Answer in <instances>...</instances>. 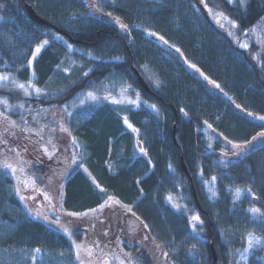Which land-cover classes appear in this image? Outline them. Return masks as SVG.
<instances>
[{
  "label": "trees",
  "instance_id": "obj_1",
  "mask_svg": "<svg viewBox=\"0 0 264 264\" xmlns=\"http://www.w3.org/2000/svg\"><path fill=\"white\" fill-rule=\"evenodd\" d=\"M205 3L233 21L240 36L264 20V0H0V73L42 89L39 96H25L7 83L0 87V96L13 106L40 102L68 113L62 120L67 131L61 134V149L75 163L62 178L63 209L89 213L79 216L86 221L91 209H101L110 198L132 207L141 223L136 239L148 244L153 255L166 253L170 264H236L241 243L236 240L232 252L225 240L227 229L264 238V138L258 135L264 133V120L259 119L264 116V45L250 41L241 47L208 18ZM26 5L34 8L37 21ZM117 19L130 31L121 29ZM57 35L71 45V52ZM44 40L49 44L29 65ZM129 85L126 92L139 94L138 105L113 104L110 99ZM88 92L99 100L84 101ZM207 127L216 139L214 147H225L231 155L210 153L206 143L196 154L193 135ZM34 137L32 130L26 136L30 164L43 159ZM181 158L192 181L182 171ZM205 165L216 178L213 204L201 194ZM231 186L244 191L241 201L232 200ZM169 196H180L197 210L203 223L195 231L189 215L174 212L166 203ZM251 206L261 210L260 219L250 218ZM72 227L69 236L31 216L14 179L0 171V264L31 263L27 258L37 248L42 255L36 264H80L74 241L84 236ZM130 242L124 248L138 250Z\"/></svg>",
  "mask_w": 264,
  "mask_h": 264
},
{
  "label": "rangeland",
  "instance_id": "obj_2",
  "mask_svg": "<svg viewBox=\"0 0 264 264\" xmlns=\"http://www.w3.org/2000/svg\"><path fill=\"white\" fill-rule=\"evenodd\" d=\"M199 1L200 3L202 2V0ZM205 13L208 18L213 21L220 29L231 33L230 36L236 41V43H239L241 47L243 44H248L250 41L258 42L259 44L261 43V46L264 45V20L262 21V24L240 36L237 27L233 26L232 23H229L227 18H219V23L217 22V19H214L218 12L216 13L212 11V13H209L208 9L205 8ZM221 25H223V27H221ZM61 44L68 47L65 51L71 52L72 47H69L68 42L61 39ZM7 83L12 85L14 88L11 80L6 82V84ZM126 87L127 86H125V88ZM136 99V95L130 96L127 92L120 91L118 96L113 97L110 100H112L113 104L118 105L119 107L122 106V104H133L129 101ZM0 100H5V97L3 98L0 96ZM85 100L96 102L99 100V98L97 97L96 100H92L86 97L84 101ZM104 100L107 99L104 98ZM116 101H119V103ZM30 105L31 106L29 107L23 106L21 108L20 105H11L8 100L7 106H5L3 103H0V112L5 113L10 121H15L19 126L16 128L9 126V132H15V136L8 135L7 133L4 134L3 138L6 139L8 143L7 145L0 144V162H3L7 158L10 163L17 167V169L23 168V171L18 170L15 176H13L10 172H4L3 170L0 171L6 173L14 179L16 190L19 188V198L21 199V196L24 197V199L21 200L23 205L26 207L31 216L39 220L42 219V221L56 227L57 229L62 230V228L59 225L54 224L53 221L59 220L60 224L66 227L70 233H72L73 230L72 225L76 227V230L82 231L84 239L80 242L74 241L75 252L76 246H80V264H106V262L107 264H120L121 261H123L124 264H143L141 262L143 259L140 253H146V256L148 255L151 257L149 245L137 242L133 247L137 248L138 250L135 251V254L134 252L130 253L129 251L123 249L122 243L124 238L120 237L122 227H124L128 234L131 235L130 237L135 236V234L139 233L141 229V223L139 222L138 218H136L134 213L135 211L132 207L122 206L114 199H110L102 209H98L95 213H92L90 215L91 219L86 221L81 219L79 216L71 217L67 212H65L62 206L64 200V186H62L64 184L62 182V178H64L67 170L71 168L73 163V157L61 149V147L64 146V138L61 137V134L65 132L61 129H66V126L62 120L67 116L68 113L63 111L62 107L59 110V106L54 104H51L47 107L41 106L40 102L36 103L34 106L32 104ZM5 126H7L6 122H3L2 117H0V132H3ZM44 126H47V130L43 133L41 131ZM22 129H28V131H22ZM31 130L35 133L34 139L38 145L42 146L43 152V159H39V163L36 161L34 164H30L29 162L31 159L29 156V146H27L26 142V136ZM37 133L39 134L37 135ZM193 136L196 154H199L198 147H200L202 143L209 145L210 153H219L221 156L231 155L232 153L230 150L225 149V147L220 149L214 147L216 146V139L213 137L209 127L203 131H196ZM49 141H51V143H49ZM134 141H136V144L139 148V153H141V148L144 149L142 143L138 141L137 137ZM262 143H264V141ZM53 145L55 146L54 148ZM13 148L20 153L19 157H17L15 152L9 151V149ZM45 148L48 149V153H54L51 158H49L48 153L44 151ZM142 153L144 154V151ZM21 160L23 163H20ZM206 162L204 164H206ZM207 167L208 165L202 167L200 188L205 202L207 204H213L218 196L215 190L214 181L212 180V177H210V170H208ZM171 169L173 168L171 167ZM237 188L238 187L236 186L228 187V191L231 193L232 200L234 202L241 201L245 194L244 191H242L240 199L237 200ZM212 192H215L216 195L212 196ZM171 197V200H169V197H167L165 201L171 206L174 212L183 214V216L187 214L189 215V219H191V217L194 215H199L197 210L193 211L192 208L187 206L181 200L180 196ZM176 205H180V207L177 208ZM252 208L257 207L251 206L248 209L251 216L250 218H252V220L260 219L261 215L256 217L252 215L250 212V209ZM128 209H131V211ZM260 213L262 214L261 210ZM45 217H47V219H45ZM166 219L167 216L165 214L163 220L166 221ZM89 220L90 223H88ZM189 221L191 223V227L193 223H196L197 226L200 225L198 222L192 220ZM168 231L172 233L171 228H169ZM247 234L248 233L244 234V232L233 231V229L226 230L225 240L232 252L234 251L233 249H235V241L240 240L241 243V251L237 250V253H239L240 256L236 264H251V259L254 261V264H264V247L253 249L251 252L246 254L247 259H242L241 254L243 253L246 246L245 239ZM255 235L259 236L256 233ZM41 255V253H35V262H33V256L27 258L31 261V263L28 264H36V262L41 258ZM149 260V264H170L167 254L161 253L160 250L157 252L155 257L150 258Z\"/></svg>",
  "mask_w": 264,
  "mask_h": 264
},
{
  "label": "snow or ice",
  "instance_id": "obj_3",
  "mask_svg": "<svg viewBox=\"0 0 264 264\" xmlns=\"http://www.w3.org/2000/svg\"><path fill=\"white\" fill-rule=\"evenodd\" d=\"M202 2H203V0H202ZM204 6H205V8L208 9V12H209V13H212L213 10H212L211 8H208V5H207L206 3H205ZM90 7H94V8H95L96 5H91ZM108 15L111 16V13H109ZM223 17H224V14H223V13H218L217 16L214 17V19H217V22L219 23V18H223ZM116 23H118L119 26H120V28L123 29L124 31H126V32H127V31H130V30L128 29V26L125 25V24H120L118 19H117ZM229 23H232L233 26H236L235 23H234L233 21H230V20H229ZM137 27H140V26L137 25ZM221 27H223V25H221ZM146 34L149 35V36L157 37L160 41H163L165 44L168 43V41L165 40V38H164L163 36H159V35H158L157 33H155V32L146 31ZM229 35H231V33H229ZM56 38H57V39H62V38H61L60 36H58V35H57ZM48 44H49V41H48V40H44V41L40 42V43L35 47L34 51H33L32 54H31V60H29V62H28L29 65H31L32 62L35 61L37 55H38V54L41 52V50H42L46 45H48ZM248 46H249L248 44H243V45H242V47H245V48H247ZM69 47H71V45H69ZM176 50H177L178 52L180 51L179 49H176ZM114 59L119 60L120 57H115ZM189 66L192 67V68H196V66H195V65H192V64H190ZM196 70H197V71H200L199 69H196ZM33 75H34V73H33ZM85 75H87V73H85ZM201 75H203V73H201ZM205 79H208V78L205 77ZM10 80L12 81V84L14 85V87H15L16 89H18V90H21V91L24 93L25 96H31V95H33V94L39 96V95L42 94V89L36 87L35 84L32 83L31 81H28L27 83H21V82H18V81H16V80H14V79H13L12 77H10L8 74H0V87H5V86H6V82H8V81H10ZM210 82H211L212 84H214L217 88L220 87V85H219V84H216L215 81H210ZM156 84H157V87H159V82H158V81L156 82ZM127 87H130V85L127 86ZM127 87H126V88H122L121 91H122V92H126V91H127ZM29 89H31V91H30ZM136 96H137V99H136V100H132V101H129V102L138 105V103H139V94L136 93ZM87 97L90 98V99H92V100H96V99H97V96H96L95 93H93V92H88V93H87ZM105 99H107V97H106ZM116 102L119 103V101H116ZM0 103H3L5 106H7V100H6V99H5V100H0ZM81 103H83V101H81ZM20 107L22 108L23 105H20ZM150 107L153 108V109H155V105H150ZM238 107H239V106H238ZM250 115H251V113H250ZM0 117H2L3 122H6V125H7V126L4 127L3 132H0V144H5V145H7L8 141H7L6 139L3 138V137H4V134L7 133L8 135L15 136V132H9V126L12 127V128H16V127H19V126L17 125V123H16L15 121H10L9 118H8V116H7L5 113H3V112H0ZM259 119H260V120H264V116H260ZM124 122H125V124H128V126H129L130 128L132 127V125L128 123V120H127L126 117L124 118ZM209 127H211V126L209 125ZM61 130H62V131H67V129H61ZM22 131H28V129H22ZM133 131H137V130L133 128ZM38 134H39V133H37V135H38ZM258 135H259V137L264 138V133H259ZM225 139H226V138H225ZM256 139H257V137H253V138H252L253 141L256 140ZM49 143H51V141H49ZM229 143H231V142H229ZM249 143H251V141H250ZM54 147H55V146L53 145V148H54ZM234 147H235V148H241V145H234ZM9 151L15 152L16 155H17V157L20 156V153L17 152L16 149H14V148H13V149H9ZM44 151H45L46 153H48V149H47V148H45ZM143 151H144V149L141 148V152H143ZM53 154H54V153H48L49 158H51V156H52ZM236 154L239 155V153H236ZM20 163H23V161L21 160ZM73 163H75V160H73ZM0 170H3L4 172H10L13 176H15L16 172H17L18 170H19V171H23V168L17 169V167H15L12 163H10V162L8 161V159L6 158L3 162H0ZM215 179H216L215 177H212V180H213V181H214ZM33 183H34V182H33ZM210 191H211V190H210ZM245 191L251 193V188H247V189H245ZM17 194H19V188H17ZM241 194H242V190L239 189V188H237V189H236V199H237V200L240 199V195H241ZM215 195H216V193H215V192H212V196H215ZM23 199H24V197L21 196V200H23ZM110 199H111V198H110ZM171 199H172V197L169 196V200H171ZM103 207H104L103 204L100 205V208H101V209H102ZM176 207L179 208L180 205H176ZM128 210L131 211V209H128ZM96 211H97L96 209H91V210H90V212H92V213H95ZM250 212L252 213V215H253L254 217L259 216V215H262V214L260 213V210H259L258 208H252V209H250ZM88 214H89V213H87V212H86V213H68L69 216H81V215H88ZM133 215H134V214H133ZM45 219H47V217H45ZM191 220H192V221H195V222H198V223H200V224L203 223V221L200 219L199 215H194V216H192V217H191ZM53 223L56 224V225H59L65 233H67L69 236H71V233L69 232V230H68L66 227H64L62 224H60V221H59V220L53 221ZM145 227H147V225H145ZM196 227H197V224H196V223H193V224H192V229H193V231H195ZM245 244H246V246H245V248H244L243 253L241 254L242 259H247L246 254L249 253V252H251L253 249H255V248H260V247H264V238H261V237H259V236H256L255 233H248L247 236H246V239H245ZM34 251H35L37 254L41 253V249H39V248L35 249ZM60 255L63 256V253L61 252ZM76 258H77L78 260L80 259V246H79V245L76 246ZM32 259H33V262H35V260H36V256H33ZM106 264H107V262H106ZM120 264H124V262L121 261Z\"/></svg>",
  "mask_w": 264,
  "mask_h": 264
},
{
  "label": "water",
  "instance_id": "obj_4",
  "mask_svg": "<svg viewBox=\"0 0 264 264\" xmlns=\"http://www.w3.org/2000/svg\"><path fill=\"white\" fill-rule=\"evenodd\" d=\"M25 8H26L28 14L30 15L31 19L34 20V21H37V20H38V15H37L36 11L34 10V8L31 7L30 5H26ZM135 73L138 74L136 70H135ZM140 80H141V79H140ZM142 86L145 87V85H144L143 82H142ZM180 163H181V168H182L183 173H184L187 177H189L190 180H191V177H190V174H189V171H188V167H187V165H186V163H185V161H184L183 158H181V162H180ZM191 181H192V180H191ZM194 193H195V190H194ZM195 200H196L197 206H198V207L200 208V210H201L202 207L200 206V202H199V200H198V196H197L196 193H195ZM210 251H212V254H213V257H214V262H216V256H217V254H216L215 245H214L213 242L211 243V250H210Z\"/></svg>",
  "mask_w": 264,
  "mask_h": 264
}]
</instances>
